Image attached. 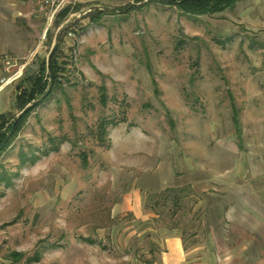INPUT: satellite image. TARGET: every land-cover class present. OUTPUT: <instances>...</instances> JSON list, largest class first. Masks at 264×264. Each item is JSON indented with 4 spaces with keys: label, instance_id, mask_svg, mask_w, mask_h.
<instances>
[{
    "label": "rangeland",
    "instance_id": "obj_1",
    "mask_svg": "<svg viewBox=\"0 0 264 264\" xmlns=\"http://www.w3.org/2000/svg\"><path fill=\"white\" fill-rule=\"evenodd\" d=\"M18 1L28 17L0 9L6 138L60 27L110 10L62 34V90L0 147V264H161L170 235L231 248L264 234V0L198 18L77 0L49 28Z\"/></svg>",
    "mask_w": 264,
    "mask_h": 264
},
{
    "label": "crops",
    "instance_id": "obj_2",
    "mask_svg": "<svg viewBox=\"0 0 264 264\" xmlns=\"http://www.w3.org/2000/svg\"><path fill=\"white\" fill-rule=\"evenodd\" d=\"M19 3L18 0H12V2L0 0V9L5 11V8L9 9L10 7L14 21L19 17H28V14H23L22 10L17 9ZM252 10L256 13H264V7L259 4L252 7ZM2 19H5L4 12H0V21ZM26 22L28 21L26 20ZM260 27L264 30V22ZM11 92L10 87H0V116L8 112ZM13 101L16 103L15 97ZM261 210L264 209L261 207ZM245 237L240 236L236 239V243L231 248H224L217 243V239L213 235H210L207 240L209 244L206 245L199 244L197 241L189 245H182L186 239H183L181 235H170L164 240L167 245L161 253V264H264V234L261 236L255 233L250 236L245 235ZM247 239L248 243L256 242L254 246L250 248V245L246 244Z\"/></svg>",
    "mask_w": 264,
    "mask_h": 264
},
{
    "label": "trees",
    "instance_id": "obj_3",
    "mask_svg": "<svg viewBox=\"0 0 264 264\" xmlns=\"http://www.w3.org/2000/svg\"><path fill=\"white\" fill-rule=\"evenodd\" d=\"M145 1H147L146 3L151 2V1L152 2L156 1V2H160L162 4H165L167 6H173V7H176L181 12L185 13L186 15H188L190 17L198 18V17H203V16H214V15L223 13L226 10L233 9L242 0H135V2H137V4H140L138 7H141L143 2H145ZM133 6H136V5H133ZM67 10L68 9L63 11L58 16V18ZM80 10H81V8L77 9V11H80ZM101 12L102 11H96L95 13L91 12L90 16L92 17V19H95L94 14L98 15V14H101ZM50 67H51V70L49 71L47 62H44L43 64L36 66V72L34 73L35 75H33L27 79V81L30 83V88L29 89L24 88L22 91H20V93H19L20 95H18V97L16 99L17 109H20V111H23L38 96L45 95L44 93H47V91L51 85V77L54 78V87L52 89L51 94L54 93L58 89L62 90L64 80L62 78L61 73H62L63 69L59 65L56 54L50 62ZM19 89H20V87H19ZM46 99L47 98H45V100ZM34 108H36V107H34ZM32 110L25 113L19 119V121L16 125V128H15V131H14L12 137H10L6 146L9 145L11 138H13L16 135L19 128L22 126L25 118L27 117V115ZM4 118H5L4 115L0 116V147L2 146V143L4 142V140L6 138V135L1 133V128L4 127V125H5ZM13 123H12V125H13Z\"/></svg>",
    "mask_w": 264,
    "mask_h": 264
},
{
    "label": "water",
    "instance_id": "obj_4",
    "mask_svg": "<svg viewBox=\"0 0 264 264\" xmlns=\"http://www.w3.org/2000/svg\"><path fill=\"white\" fill-rule=\"evenodd\" d=\"M106 10H110L108 8H105V7H101V6H93V7H90L88 9H86L85 11H82L80 13H78V15H76L75 17L71 18V20H69L67 23H65L64 25H62L60 27V29L58 30L57 34H56V39H55V43L53 45V48L49 54V57H48V70L50 71L51 70V67H50V62L52 60V58L55 56L56 52L58 51V48H59V43H60V38L62 36V34H64L65 32H67L71 27L74 26V24L79 21L83 16H85L86 14L88 13H91L93 11H106ZM54 87V78L51 77V85L47 91V93L38 101V102H33L31 105H29L25 110H23L19 116L17 117L16 121L14 122L12 128H11V131L8 135V137L5 139L1 149L6 145V143L9 141L10 137L13 135L14 131H15V128H16V125L19 121V119L25 114L27 113L28 111L32 110L34 107H36L39 103H41L42 101L45 100V98H47L51 92H52V89ZM0 149V150H1Z\"/></svg>",
    "mask_w": 264,
    "mask_h": 264
},
{
    "label": "built area",
    "instance_id": "obj_5",
    "mask_svg": "<svg viewBox=\"0 0 264 264\" xmlns=\"http://www.w3.org/2000/svg\"><path fill=\"white\" fill-rule=\"evenodd\" d=\"M76 3L77 0H34L36 15L44 22L47 28L55 23L63 11ZM6 63L8 66L12 64L10 60Z\"/></svg>",
    "mask_w": 264,
    "mask_h": 264
}]
</instances>
